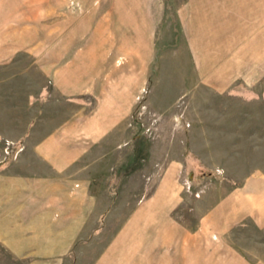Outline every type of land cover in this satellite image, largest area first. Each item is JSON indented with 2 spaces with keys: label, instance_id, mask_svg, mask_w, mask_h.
Listing matches in <instances>:
<instances>
[{
  "label": "rangeland",
  "instance_id": "374dc122",
  "mask_svg": "<svg viewBox=\"0 0 264 264\" xmlns=\"http://www.w3.org/2000/svg\"><path fill=\"white\" fill-rule=\"evenodd\" d=\"M216 5L0 0V186L45 169L39 154L56 152L47 141L73 113L104 104L122 119L84 151L88 196L80 223L62 226L70 249H0V264H264V216L235 206L264 194V0L234 1L227 18ZM63 68L92 79L66 96ZM4 196L0 213L16 204ZM16 227L0 235L35 236Z\"/></svg>",
  "mask_w": 264,
  "mask_h": 264
},
{
  "label": "crops",
  "instance_id": "0c3cea01",
  "mask_svg": "<svg viewBox=\"0 0 264 264\" xmlns=\"http://www.w3.org/2000/svg\"><path fill=\"white\" fill-rule=\"evenodd\" d=\"M215 1L218 8L216 10L217 15L223 18L230 17L235 14V11H238V8L233 7V2L240 0ZM230 2H232L231 8ZM65 69L66 72L63 68L62 72L57 73L59 84L65 88L66 96H76L83 87L79 82L82 79L85 80L84 78L90 80L92 76L83 75L84 77L81 79L73 69ZM112 88H115L112 95L119 99V101L115 99V106L116 104L118 106H116V112H124L126 115L129 97L127 85L116 83ZM106 109L103 104L94 107L93 110L88 109V112L83 114L73 113L56 128L54 136L47 141L49 144L55 143L56 152L47 151L39 154L45 169L20 171L19 178L16 179L17 185L14 188V191L17 190V192L12 191L9 186H0V194L5 193L3 199L6 202L16 203L12 209H5L3 213H0L3 215L0 216V224L17 226L15 230L20 234L22 232L28 234L35 232V236L19 240L6 239L5 236L0 235V249L5 254L15 257L50 256L57 253V248L64 246V248L67 247V251L70 249L62 226L80 223L79 208L81 201L86 200L88 196L89 181L85 180L83 176L88 170L86 168L88 166L82 163L84 151L90 145H104L110 130L117 123H119L118 125L122 123V119L113 121L112 111ZM121 117L120 115L119 118ZM76 145L85 146L80 151L81 154H75ZM239 195L240 198L235 201V206L238 201L236 209L239 211L258 209L261 213L258 212V214L261 217L264 216V194H253L247 197L242 194ZM254 197L256 204L250 205L248 203L250 200L246 201V199H253ZM234 209L232 207L233 216H235ZM59 226L62 230L60 234L57 232Z\"/></svg>",
  "mask_w": 264,
  "mask_h": 264
}]
</instances>
